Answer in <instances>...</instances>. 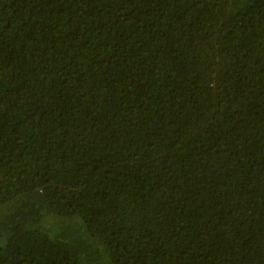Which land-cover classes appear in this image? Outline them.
Masks as SVG:
<instances>
[{"label":"trees","instance_id":"16d2710c","mask_svg":"<svg viewBox=\"0 0 264 264\" xmlns=\"http://www.w3.org/2000/svg\"><path fill=\"white\" fill-rule=\"evenodd\" d=\"M0 264H264V0H0Z\"/></svg>","mask_w":264,"mask_h":264}]
</instances>
